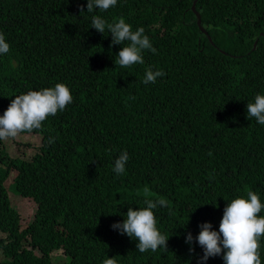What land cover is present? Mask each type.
I'll use <instances>...</instances> for the list:
<instances>
[{"label":"trees","instance_id":"trees-1","mask_svg":"<svg viewBox=\"0 0 264 264\" xmlns=\"http://www.w3.org/2000/svg\"><path fill=\"white\" fill-rule=\"evenodd\" d=\"M194 1L117 0L88 13L87 0H0V33L10 44L0 56V115L14 96L56 83L73 96L43 130L22 133L42 139L30 159L10 156L0 140V264L113 256L118 264H198L202 249L193 242L190 252L186 233L195 237L204 222L218 231L226 203L247 190L264 204V125L246 118V104L264 95V0H196L205 33ZM92 15L142 27L156 53L119 67L124 45L91 28ZM149 68L166 75L144 84ZM123 151L126 170L116 175ZM12 172L9 189L37 205L24 229L4 183ZM145 188L169 201L154 210L167 251L140 253L111 228L129 207L145 206Z\"/></svg>","mask_w":264,"mask_h":264},{"label":"clouds","instance_id":"clouds-1","mask_svg":"<svg viewBox=\"0 0 264 264\" xmlns=\"http://www.w3.org/2000/svg\"><path fill=\"white\" fill-rule=\"evenodd\" d=\"M117 0H87L88 13L99 10L101 13L114 8ZM80 11H84L81 7ZM91 28L104 34L111 35V45H124L115 56V64L121 68H128L135 64H143V53H156L150 38L144 34V29H132L123 17L108 22L101 15H92ZM262 35V34H261ZM110 45V46H111ZM10 52V44L3 33H0V56ZM166 73L163 70L145 71L142 83H156L157 79ZM0 115V140L15 138L22 133L33 130H43V122L58 111H63L66 105L73 102L70 89L63 83H56L53 87L42 88L38 91H28L14 96ZM134 99V97H131ZM246 118H254L258 124L264 125V95L256 94L252 102L246 104ZM32 135V134H30ZM55 137H49L48 144L55 142ZM42 141V139H41ZM211 155V153H209ZM129 157L126 151L114 159L112 171L116 175L124 174ZM149 189H144V207L134 210L129 207L124 219L111 225L121 235L137 241L135 247L140 253L156 252L158 249L167 251L169 236L160 232L154 210L158 207H168L169 201L163 197L152 199ZM264 209L258 193L247 190L246 197L237 196L227 202L223 208V215L219 222L218 231L213 230L211 223L198 225L200 231L193 237L186 233L185 243L189 251L195 242L203 252L198 264H204L210 257L221 256L223 264H262L258 249L260 240L264 238V215H258ZM102 264H118L115 256L106 258Z\"/></svg>","mask_w":264,"mask_h":264},{"label":"rangeland","instance_id":"rangeland-1","mask_svg":"<svg viewBox=\"0 0 264 264\" xmlns=\"http://www.w3.org/2000/svg\"><path fill=\"white\" fill-rule=\"evenodd\" d=\"M41 142V137L39 135L19 134L15 138H9L3 141L2 146H4L10 156H20L24 159H30L31 156L37 152ZM14 175L15 172L10 173L4 183L6 188H8L7 194L10 204H12L20 215L21 228L24 229L34 220L37 205L31 199H25L17 195L14 190L9 189L10 183L13 182L12 180ZM60 254L61 253H57L54 257L59 260L61 259ZM2 260L3 256L0 251V261Z\"/></svg>","mask_w":264,"mask_h":264},{"label":"water","instance_id":"water-1","mask_svg":"<svg viewBox=\"0 0 264 264\" xmlns=\"http://www.w3.org/2000/svg\"><path fill=\"white\" fill-rule=\"evenodd\" d=\"M192 12L195 14V16H197L198 26L200 27L201 31L205 33V31L201 28V16L198 13H196V0L193 3ZM255 45L256 43L253 44V47H255Z\"/></svg>","mask_w":264,"mask_h":264}]
</instances>
